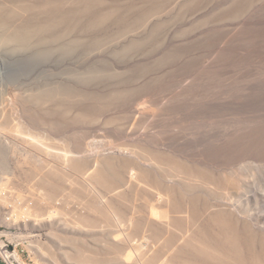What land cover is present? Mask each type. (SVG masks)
Listing matches in <instances>:
<instances>
[{
	"label": "rangeland",
	"instance_id": "rangeland-1",
	"mask_svg": "<svg viewBox=\"0 0 264 264\" xmlns=\"http://www.w3.org/2000/svg\"><path fill=\"white\" fill-rule=\"evenodd\" d=\"M3 33L0 245L264 264V0H0Z\"/></svg>",
	"mask_w": 264,
	"mask_h": 264
},
{
	"label": "built area",
	"instance_id": "built-area-1",
	"mask_svg": "<svg viewBox=\"0 0 264 264\" xmlns=\"http://www.w3.org/2000/svg\"><path fill=\"white\" fill-rule=\"evenodd\" d=\"M0 196L11 200L10 197L13 196V192L9 189L0 188ZM17 204L23 205L24 209L27 210V208L31 205V202L28 201L27 203H22L21 201H18ZM12 207L13 206L10 203L5 206L10 213H13ZM11 215L12 214L8 215L6 219H10ZM11 246L12 247L10 248L6 244L0 245V259L4 264H49L46 261L34 262L30 253L24 246H21L20 242L11 243Z\"/></svg>",
	"mask_w": 264,
	"mask_h": 264
},
{
	"label": "bare ground",
	"instance_id": "bare-ground-1",
	"mask_svg": "<svg viewBox=\"0 0 264 264\" xmlns=\"http://www.w3.org/2000/svg\"><path fill=\"white\" fill-rule=\"evenodd\" d=\"M11 40H12L11 34L6 35L3 33V36L2 37L0 36V88L2 87L1 85L3 83H5V82L9 83L10 82L11 77H12L11 73L13 72V70L15 68V63L12 60V56L14 55V54L12 55V52L14 50L8 44V42H10ZM0 92H1V89H0ZM0 95H2V94H0ZM1 105H0V117L4 116V114L6 112L5 107H2Z\"/></svg>",
	"mask_w": 264,
	"mask_h": 264
},
{
	"label": "crops",
	"instance_id": "crops-1",
	"mask_svg": "<svg viewBox=\"0 0 264 264\" xmlns=\"http://www.w3.org/2000/svg\"><path fill=\"white\" fill-rule=\"evenodd\" d=\"M0 264H4V263H2V261L0 260Z\"/></svg>",
	"mask_w": 264,
	"mask_h": 264
}]
</instances>
